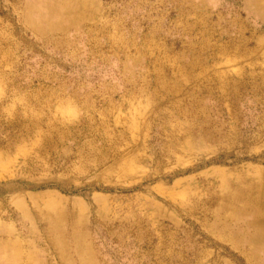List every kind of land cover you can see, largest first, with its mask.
Here are the masks:
<instances>
[{"label":"rangeland","instance_id":"rangeland-1","mask_svg":"<svg viewBox=\"0 0 264 264\" xmlns=\"http://www.w3.org/2000/svg\"><path fill=\"white\" fill-rule=\"evenodd\" d=\"M261 217L264 0H0V264H264Z\"/></svg>","mask_w":264,"mask_h":264},{"label":"bare ground","instance_id":"bare-ground-1","mask_svg":"<svg viewBox=\"0 0 264 264\" xmlns=\"http://www.w3.org/2000/svg\"><path fill=\"white\" fill-rule=\"evenodd\" d=\"M63 4V3H62ZM64 6V5H63ZM53 7V6H52ZM49 8V7H48ZM54 8H55V6H54ZM58 12V11H57ZM62 13V12H61ZM58 15V14H57ZM66 15V14H65ZM68 16V15H67ZM258 224H260V225H264V218H262L261 217V219H259L258 220ZM72 231H73V229H72ZM74 234V233H73ZM76 236V235H75Z\"/></svg>","mask_w":264,"mask_h":264}]
</instances>
